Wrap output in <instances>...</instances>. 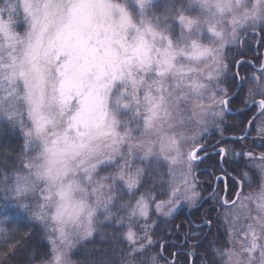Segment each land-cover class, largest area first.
<instances>
[{"label":"snow or ice","instance_id":"1","mask_svg":"<svg viewBox=\"0 0 264 264\" xmlns=\"http://www.w3.org/2000/svg\"><path fill=\"white\" fill-rule=\"evenodd\" d=\"M261 49L264 0H0V264L37 260V232L40 264H264V150H244L264 149ZM236 102L255 115L224 136ZM209 200L223 245L206 215L172 226Z\"/></svg>","mask_w":264,"mask_h":264},{"label":"trees","instance_id":"2","mask_svg":"<svg viewBox=\"0 0 264 264\" xmlns=\"http://www.w3.org/2000/svg\"><path fill=\"white\" fill-rule=\"evenodd\" d=\"M262 50V49H261ZM252 56L251 53L248 54V58L250 59ZM233 72L236 71V68L233 67ZM240 75L243 76L246 74V71L248 73H251L252 69L248 66L245 65L244 67L240 68ZM231 109L235 110V109H239L237 112L232 113L231 115H226L225 116V125L227 126V131H225L223 133L224 136H229V135H240L242 128L244 126H246L247 121L253 116L255 115V112H248L246 115L243 114V105L236 102V103H232L231 104ZM236 113H241L240 115H236ZM241 121H243V125L240 123ZM0 131H2V129H0ZM221 134L216 133L215 131H208V133H205L206 139L204 141H202V143H204L206 146L207 145H214L213 143L216 142V140L220 137ZM252 137H255V132H251L250 133V140ZM7 143L12 144L14 146H18L21 141H19L16 138V135L9 132L8 133V139H7ZM216 144V143H215ZM237 150L240 151V147L237 146L236 147ZM245 151H254V152H258L261 151L263 149L260 148H254L250 141L246 144ZM208 151L211 153L213 151L212 148H208ZM219 157L217 156H210L204 164L200 165V172L197 174L198 175V179H200L201 181H205L204 187L206 189H211L213 187V183L215 181V179H213L212 181H208L207 178L210 175V173L214 170V161H218ZM242 162V161H241ZM225 167H229L230 169L233 167H236L235 164H232L231 161H229L228 164L225 165ZM243 170V169H241ZM216 171V175L219 174V170L215 169ZM229 183H231V181H229ZM246 187V185H245ZM219 190H223L224 188V183L220 182L218 185ZM209 191H205L204 193H208ZM235 189H232L230 191V198L232 195H234ZM217 205H215V203L213 201H207L206 203H204L201 207H194L189 209L188 212H186V208L187 206H184L182 209L179 210L178 215L176 216V219L172 222V226L175 227L176 224H183L184 225V229L181 230L180 232V236L182 237L184 235V231L187 229L188 227V219L189 217H191L192 220L196 221L197 223H200L203 216H207L209 219H213L214 221H216L215 223H213L212 228H211V232L210 234H208V239L209 240H213L215 239V242L217 245H223L225 243V241L228 239V235H227V228L226 226L222 223L220 217H219V212L222 210L220 209L219 212H217ZM9 227H12L11 225ZM167 229H165L166 231ZM206 231V229H205ZM159 236L162 237L164 239V241H166L168 244H172V243H176L179 244V241L176 239L175 236H165L164 232H160ZM100 238L97 237V242L94 244H88L85 246L84 249H80L79 251L81 253H83L85 250H91L93 248H98V247H102L103 245L100 244ZM188 246H185V249H179V248H175V247H167L166 250L164 251V255L166 257H171V253L173 252H182L184 250L187 249ZM157 248H159V244L157 245ZM29 251L35 253L38 256L37 260H33L31 261V264H40V260L39 257H42L43 254L47 251V242L44 240H41L40 236H39V232H37V235L33 238V240L29 243ZM197 258H196V264H201L200 261V255H202V251L200 249H197ZM73 260H79L81 259L80 255L77 256H73L72 257ZM177 261L178 264H188L189 262V258L185 255H179L177 257Z\"/></svg>","mask_w":264,"mask_h":264},{"label":"bare ground","instance_id":"3","mask_svg":"<svg viewBox=\"0 0 264 264\" xmlns=\"http://www.w3.org/2000/svg\"><path fill=\"white\" fill-rule=\"evenodd\" d=\"M247 122H248V121H247ZM246 126H247V124H246ZM218 139H220V137H219ZM218 139H217V140H218ZM261 151H262V150H261ZM258 153H260V151H259ZM217 175H220V173L217 174ZM215 186H217V185H216V182L214 181V183H213V187H215ZM255 187H257V183L253 182L251 187H248V186L246 185V187H244L243 191L248 190V189H249V190H252V189L255 188ZM218 189H219V188H218ZM203 195H204V197H207V196L209 195V192H208V193H203ZM189 209H190V208L187 207V208H186V212H188ZM219 211H220V208L217 207V212H219ZM222 213H223V209L219 212V217H220L221 221H222V217H221ZM226 228H227V227H226ZM205 232H207V229H206ZM188 264H190V260H189Z\"/></svg>","mask_w":264,"mask_h":264},{"label":"rangeland","instance_id":"4","mask_svg":"<svg viewBox=\"0 0 264 264\" xmlns=\"http://www.w3.org/2000/svg\"><path fill=\"white\" fill-rule=\"evenodd\" d=\"M5 18H7V17H5ZM17 31H19V32H23V28H18V29H16ZM210 130H212V131H215L216 133H218V134H221L220 133V131L218 130V129H216V128H213V127H209V131ZM264 150V149H263ZM236 151H239V150H237L236 149ZM259 152V151H258ZM258 152H255L257 155L259 154ZM257 192V187H255V188H253L252 190H245V191H243V194L246 196V195H248V194H250V193H256ZM221 217H222V220H223V215H221ZM237 247H239V245L237 244L236 245Z\"/></svg>","mask_w":264,"mask_h":264},{"label":"water","instance_id":"5","mask_svg":"<svg viewBox=\"0 0 264 264\" xmlns=\"http://www.w3.org/2000/svg\"><path fill=\"white\" fill-rule=\"evenodd\" d=\"M236 111H237V110H234V111H231V112H236ZM250 119H252V118H250ZM250 119H249V120H250ZM229 136H232V135H229Z\"/></svg>","mask_w":264,"mask_h":264},{"label":"flooded vegetation","instance_id":"6","mask_svg":"<svg viewBox=\"0 0 264 264\" xmlns=\"http://www.w3.org/2000/svg\"><path fill=\"white\" fill-rule=\"evenodd\" d=\"M261 51L264 52V49H262Z\"/></svg>","mask_w":264,"mask_h":264}]
</instances>
